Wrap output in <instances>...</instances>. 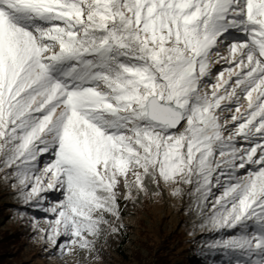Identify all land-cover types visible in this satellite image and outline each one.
Segmentation results:
<instances>
[{"label": "snow or ice", "instance_id": "obj_1", "mask_svg": "<svg viewBox=\"0 0 264 264\" xmlns=\"http://www.w3.org/2000/svg\"><path fill=\"white\" fill-rule=\"evenodd\" d=\"M0 172L61 252L151 177L236 230L210 245L229 264H264V0H0Z\"/></svg>", "mask_w": 264, "mask_h": 264}, {"label": "rangeland", "instance_id": "obj_2", "mask_svg": "<svg viewBox=\"0 0 264 264\" xmlns=\"http://www.w3.org/2000/svg\"><path fill=\"white\" fill-rule=\"evenodd\" d=\"M221 53L226 56L227 49H221ZM228 66L224 61L214 62V75L209 82H215V74L220 71L226 75ZM242 103L246 106V101ZM42 159L51 157L46 155ZM4 176L0 172V264H229L237 255L210 247L216 240L238 233L232 229L216 231L210 226L202 227L207 213L202 215L191 185L181 184V192L173 195V185L163 181L154 183L151 177L144 179L147 191L133 188L131 199L124 198L123 185L119 189L117 221L127 239L124 245L119 247L116 232L106 227L91 250L77 247L71 252H61L46 238L42 239L39 231L47 228L46 220L52 219V214L35 204H25L12 186L16 181L6 180ZM47 198L48 203L43 207L63 197L59 191H50Z\"/></svg>", "mask_w": 264, "mask_h": 264}, {"label": "trees", "instance_id": "obj_3", "mask_svg": "<svg viewBox=\"0 0 264 264\" xmlns=\"http://www.w3.org/2000/svg\"><path fill=\"white\" fill-rule=\"evenodd\" d=\"M122 211H123V212H122V213H123V216H122V217L126 216L125 213H124L123 208H122ZM111 222H112V225H114L115 228L117 229V230L114 231V232H116V233H115L116 238H119V241L117 242V243H118V246L121 247V246L124 245L125 242L127 241V239L125 238V233H122V232H121L120 223L117 221L116 218H114Z\"/></svg>", "mask_w": 264, "mask_h": 264}]
</instances>
